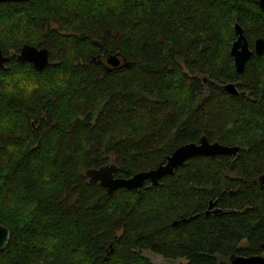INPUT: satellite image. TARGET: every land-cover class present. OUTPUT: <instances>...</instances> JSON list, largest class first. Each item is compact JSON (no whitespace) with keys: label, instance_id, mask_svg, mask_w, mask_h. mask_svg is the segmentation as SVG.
<instances>
[{"label":"trees","instance_id":"trees-1","mask_svg":"<svg viewBox=\"0 0 264 264\" xmlns=\"http://www.w3.org/2000/svg\"><path fill=\"white\" fill-rule=\"evenodd\" d=\"M237 22L253 49L242 72L231 55ZM258 38L259 0L0 1V48L10 56L0 89L38 84L27 99L0 90V222L11 229L0 264L264 255ZM25 44L48 48L44 70L18 59ZM115 54L126 64L108 69ZM230 82L238 95L223 88ZM204 135L240 150L196 156L140 189L108 192L86 175L116 163V176L131 177Z\"/></svg>","mask_w":264,"mask_h":264},{"label":"water","instance_id":"water-1","mask_svg":"<svg viewBox=\"0 0 264 264\" xmlns=\"http://www.w3.org/2000/svg\"><path fill=\"white\" fill-rule=\"evenodd\" d=\"M259 5L264 11V0H259ZM235 30L237 38L231 47V55L234 58L236 69L242 72L246 62L253 54V49L250 47V42L244 28L238 22L235 25ZM37 48L39 47L25 44L17 57L21 62L31 63L37 71H42L50 64V53L46 47ZM254 50L258 54L264 53V38L255 40ZM9 59L10 56L5 55L0 48V67H4ZM125 64L126 58L120 54L109 56L106 63L108 69H114ZM223 88L231 94H239V89L233 82L224 84ZM239 150L240 146L238 145H227L220 141H210L209 137L204 135L199 142H188L176 148L166 157V160L160 162L156 168L138 172L131 177L123 178L116 176L115 173L118 169L116 163H109L98 168H90L87 170L86 175L90 182H99L108 192H113L119 188L140 189L148 181L153 185H159L164 177L173 175L186 161L196 156L215 157L217 155H236ZM258 181L259 184L264 187V173L260 175ZM214 204L215 202H211L210 207L214 206ZM10 237L11 229L0 222V252L7 248ZM230 260L231 264H264V255L255 254L244 256L232 254Z\"/></svg>","mask_w":264,"mask_h":264},{"label":"clouds","instance_id":"clouds-1","mask_svg":"<svg viewBox=\"0 0 264 264\" xmlns=\"http://www.w3.org/2000/svg\"><path fill=\"white\" fill-rule=\"evenodd\" d=\"M32 46L35 47V45ZM37 88L38 84L35 81H30L27 79H18L15 83L6 84L3 89L0 90H2L4 94L10 98L17 97L27 99L32 96V94L37 90Z\"/></svg>","mask_w":264,"mask_h":264},{"label":"rangeland","instance_id":"rangeland-1","mask_svg":"<svg viewBox=\"0 0 264 264\" xmlns=\"http://www.w3.org/2000/svg\"><path fill=\"white\" fill-rule=\"evenodd\" d=\"M145 254L149 256L154 262L160 264H183L186 262L184 258L168 259L160 254H156L151 251H145Z\"/></svg>","mask_w":264,"mask_h":264}]
</instances>
